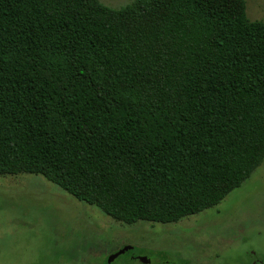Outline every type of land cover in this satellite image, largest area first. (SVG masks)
<instances>
[{
	"label": "trees",
	"instance_id": "1",
	"mask_svg": "<svg viewBox=\"0 0 264 264\" xmlns=\"http://www.w3.org/2000/svg\"><path fill=\"white\" fill-rule=\"evenodd\" d=\"M263 158L264 21L244 0H0V175L166 223Z\"/></svg>",
	"mask_w": 264,
	"mask_h": 264
},
{
	"label": "rangeland",
	"instance_id": "2",
	"mask_svg": "<svg viewBox=\"0 0 264 264\" xmlns=\"http://www.w3.org/2000/svg\"><path fill=\"white\" fill-rule=\"evenodd\" d=\"M99 1L119 8L133 0ZM244 1L247 17L264 21V0ZM106 257L109 264H264V158L218 204L166 223L116 220L38 173L0 175V264H105Z\"/></svg>",
	"mask_w": 264,
	"mask_h": 264
},
{
	"label": "water",
	"instance_id": "3",
	"mask_svg": "<svg viewBox=\"0 0 264 264\" xmlns=\"http://www.w3.org/2000/svg\"><path fill=\"white\" fill-rule=\"evenodd\" d=\"M129 248H130V247H124V250L129 249ZM119 253H121V250H120L119 252H116V254L111 255V257L116 256V255L119 254ZM111 257H110V259H111ZM141 260L144 261V262H148V260L145 259V258H141Z\"/></svg>",
	"mask_w": 264,
	"mask_h": 264
},
{
	"label": "flooded vegetation",
	"instance_id": "4",
	"mask_svg": "<svg viewBox=\"0 0 264 264\" xmlns=\"http://www.w3.org/2000/svg\"><path fill=\"white\" fill-rule=\"evenodd\" d=\"M124 247H125V246H124ZM129 249H130V248H129ZM132 250H133V249L131 248L129 251H132ZM114 253H116V252H114ZM114 253H113L112 255H114ZM108 258H109V257H106V259L102 260V262L105 263V264H109V263H108ZM137 258L139 259V257H137ZM105 261H106V262H105ZM255 261H256V260H255ZM255 261H254V262H255Z\"/></svg>",
	"mask_w": 264,
	"mask_h": 264
}]
</instances>
